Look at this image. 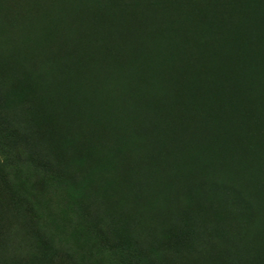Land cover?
Returning <instances> with one entry per match:
<instances>
[{"label":"rangeland","instance_id":"obj_1","mask_svg":"<svg viewBox=\"0 0 264 264\" xmlns=\"http://www.w3.org/2000/svg\"><path fill=\"white\" fill-rule=\"evenodd\" d=\"M12 90L29 97L0 108L8 171L91 175L64 237L84 224L150 247L188 223L159 264H264V0H0V107ZM29 229L0 179V264L42 253Z\"/></svg>","mask_w":264,"mask_h":264},{"label":"trees","instance_id":"obj_2","mask_svg":"<svg viewBox=\"0 0 264 264\" xmlns=\"http://www.w3.org/2000/svg\"><path fill=\"white\" fill-rule=\"evenodd\" d=\"M28 97L27 90H12L6 95L3 106L0 108L12 110L16 104L25 103ZM1 138L2 134H0V145H2ZM33 162L29 157L25 161L17 162L11 173L8 169L13 166L8 156H0V179L8 189L13 209L22 223L26 227L29 226L42 251L40 255L32 258V264H49L60 247L71 244L85 248L87 255L83 258L93 264H107L106 261L109 260L110 264H159L163 261V247L167 244L174 246L182 241L186 242L190 237L191 227L186 223L181 229L163 234L159 241L150 247L139 245L124 235L107 245L102 232L99 237L92 238L95 240L94 243L89 236V228L85 227L84 230V224H82V232L73 231L70 237L66 238L64 234L72 221L79 215L87 214L86 191L91 175L76 183L58 173L51 172V174L45 170H39L38 165ZM73 165H79L78 168L83 166L78 162ZM54 182L62 190L64 189L65 195L64 205L57 212L50 207V201L44 200L47 183ZM99 243L102 245L101 249H99Z\"/></svg>","mask_w":264,"mask_h":264},{"label":"bare ground","instance_id":"obj_3","mask_svg":"<svg viewBox=\"0 0 264 264\" xmlns=\"http://www.w3.org/2000/svg\"><path fill=\"white\" fill-rule=\"evenodd\" d=\"M218 3H219V2H218ZM220 4H222V3H219V5H220ZM227 4H229V3H227ZM211 5H212V3H211ZM213 5H214V4H213ZM213 5H212V6H213ZM217 6H218V5H217ZM217 6H216V7H217ZM222 8H223V7H222ZM224 8H225V7H224ZM228 8H229V7H228ZM228 8H227V10H228ZM211 9H212V8H211ZM220 9H221V8H220ZM229 9H230V8H229ZM213 10H214V9H213ZM227 10H226V11H227ZM211 11H212V10H211ZM222 11H223V10H222ZM196 12H197V11H196ZM214 12H215V11H214ZM220 12H221V11H220ZM224 12H225V11H224ZM228 12H229V10H228ZM222 13H223V12H222ZM222 13H221V14H222ZM229 13H230V12H229ZM188 14H189V13H188ZM195 14H196V13H195ZM198 14L200 15V13H198ZM233 14H234V13H233ZM189 15H190V14H189ZM192 15H194V14H192ZM222 15H223V14H222ZM230 15H231V14H230ZM218 16H219V15H218ZM196 17H197V16H196ZM198 17H199V16H198ZM213 17H215V16H213ZM223 17H224V15H223ZM191 18H192V17H191ZM201 18H203V17H201ZM208 18H209V17H208ZM210 18H211V17H210ZM218 18H219V17H218ZM189 19H190V18H189ZM199 19H200V18H199ZM220 19H221V18H220ZM228 19H229V18H228ZM214 20H216V18H214ZM189 21H190V20H189ZM196 21H198V20H196ZM217 21H219V20H217ZM192 22H194V21H192ZM219 22H220V21H219ZM224 22H225V21H224ZM220 23H221V22H220ZM226 24H227V23H226ZM228 25H229V24H228ZM228 25H227V26H228ZM230 26H231V25H230ZM225 27H226V26H225ZM231 28H232V27H231ZM229 29H230V28H229ZM225 31H226V30H225ZM227 31H228V30H227ZM206 43H207V42H206ZM212 47H213V46H212ZM225 47H226V46H225ZM225 47H224V50H225ZM198 48H199V47H198ZM200 48H201V46H200ZM218 48H219V47H218ZM209 49H210V48H209ZM213 50H214V49H213ZM213 50H212V51H213ZM222 50H223V48H222ZM216 51H217V50H216ZM209 52L211 53V51H209ZM214 52H215V51H214ZM214 52H213V53H214ZM224 53L226 54V51H225ZM230 53H231V52H230ZM206 54H207V53H206ZM215 54H217V53H215ZM219 54H220V53H219ZM217 55H218V54H217ZM200 57H201V56H200ZM200 57H199V58H200ZM202 57H203V56H202ZM212 57H213V56H212ZM214 57H215V56H214ZM208 58H209V57H208ZM230 58H231V57H230ZM211 59H212V58H211ZM211 59H209V60H211ZM227 59H229V58H227ZM232 59H233V58H232ZM232 59H231V60H232ZM235 60H236V59H235ZM210 62H211V61H210ZM210 62H208V64H209ZM228 62H230V61H228ZM234 62H235V61H234ZM205 63H206V60H205ZM212 63H213V62H212ZM194 64H196V63L194 62ZM218 64H219V62H218ZM221 64H222V63H221ZM221 64H220V65H221ZM224 64H226V63H224ZM192 65H193V64H192ZM201 65H202V64H201ZM204 65H205V64H203V67H204ZM216 65H217V64H216ZM220 65H219V66H220ZM227 65H228V64H227ZM195 66H196V65H195ZM199 67H200V66H199ZM199 67H197L196 70H198ZM215 67H216V66H215ZM215 67H214V68H215ZM228 67H230V66H228ZM209 68H211V67H209ZM214 68H213V69H214ZM199 70H200V69H199ZM199 70H198V71H199ZM211 70H212V69H211ZM232 71H233V70H232ZM200 72H202V71L200 70ZM216 72H217V71H216ZM209 80H210V79H209ZM209 80H207V81H209ZM215 84H216V83H215ZM164 133H165V132H164ZM165 134H166V133H165ZM162 135H163V134H162ZM166 136H167V135H166ZM167 137H168V136H167Z\"/></svg>","mask_w":264,"mask_h":264}]
</instances>
